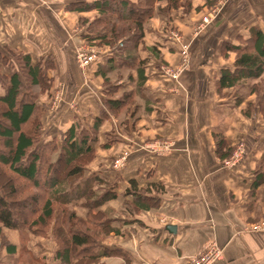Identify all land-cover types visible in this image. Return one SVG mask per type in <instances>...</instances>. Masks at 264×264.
I'll list each match as a JSON object with an SVG mask.
<instances>
[{
    "label": "crops",
    "instance_id": "0c3cea01",
    "mask_svg": "<svg viewBox=\"0 0 264 264\" xmlns=\"http://www.w3.org/2000/svg\"><path fill=\"white\" fill-rule=\"evenodd\" d=\"M47 1H52L58 14L61 12L64 18L72 14L81 18L98 14L95 9L80 11L74 6V3L94 0H75L65 9L63 5L66 4L62 2L65 0ZM41 11L45 9L38 0H0V46L5 43L4 34L11 37L15 33L13 28H20L23 34L21 51L27 52L33 61L50 53L47 24L37 18L41 17ZM20 17H25L26 21L23 19L19 23ZM256 18L252 12L251 17L239 20L233 28L264 27ZM181 22L185 25L188 19ZM34 28H41L39 35L42 38L39 36L36 48L32 50L30 42L24 40L29 39ZM227 40L230 41L231 37ZM142 41L136 54L147 58V79L141 86L136 83L134 67H122L116 70L119 74L109 72L108 82H104L96 70L107 53L96 56L90 65L88 73L92 84L84 93L78 91V85L83 83L80 70L69 60L65 47L58 54L54 52V68L48 71L50 76L66 81L70 92L77 89L75 95L79 99L77 109L64 104L56 131L50 136L64 131L74 122L84 127L92 126L95 118L101 117L93 146L95 151H108L113 159L104 164L105 172L101 169L98 172L117 184V193L128 186L130 178L140 186L160 181L166 188L160 195V205L154 209L140 211L131 217L124 206H119L120 210L117 208L112 226H122V230L118 228V234L111 232L108 236L112 240L100 244L120 249L128 261L122 257H107L105 263L185 264L188 258L215 243L222 252L220 259L213 264H264V231H250L249 227L264 218V120L257 112L249 111V115H245L243 103L234 105L232 95H216L214 79L223 61L210 57V53L218 45L214 44L213 48L205 46L203 40L204 45L199 44L192 54V68L180 74L175 82L154 69L157 59L174 64L177 49L150 38L147 30ZM150 43L156 45L160 53L152 54L148 49ZM125 71L131 72V77L127 78L128 72ZM72 80L76 81L75 84ZM122 92L128 96H120ZM227 92L230 90L223 91ZM109 99H125V103L114 108L106 103ZM159 104L166 119L155 114ZM138 112V120H133L132 114ZM104 127L106 133L102 131ZM213 132H222L226 144L232 148L242 145L245 149L242 160L231 167L224 165L215 153ZM151 135L172 139L175 148L170 153L155 154L136 147L135 142L147 140ZM120 157L124 160L118 166L115 162ZM128 198L119 194L106 204H113L115 208L116 199L124 202ZM167 225H173L174 229L168 230ZM128 230L134 231L126 235ZM54 251L51 253L53 262Z\"/></svg>",
    "mask_w": 264,
    "mask_h": 264
},
{
    "label": "trees",
    "instance_id": "16d2710c",
    "mask_svg": "<svg viewBox=\"0 0 264 264\" xmlns=\"http://www.w3.org/2000/svg\"><path fill=\"white\" fill-rule=\"evenodd\" d=\"M74 6L80 11H98L99 15L89 25L90 31L83 32L88 43L98 41L118 46V52L116 49L110 51L112 53L99 62L101 65L96 73L107 83V73L134 67L136 83L141 86L147 79V58H140L136 52L138 44L143 42L146 20L152 17L154 10L165 15L183 8L186 13L191 8V0H94ZM122 36L125 39L119 41ZM242 39L243 44L228 41L223 44L225 54L233 53L234 57L230 66L219 68L215 88L220 96L224 90H232L234 105L243 101V92L255 94L264 116V88H261L264 85V31L250 26ZM148 49L154 55L158 51L156 45ZM19 58L20 68L12 66L7 73L0 72L3 80L0 92V237L3 238V229L28 228L36 234L44 233L58 210L57 222L55 220L53 225L59 246L53 256L59 264H90L115 254L124 257L120 249L108 248L97 241L98 230L93 234L77 229L78 223H83L95 225L107 235L120 233L109 217L101 221L98 218L105 214L99 206L118 196L117 184L94 171L73 186L68 181L79 176L94 156L93 143L97 140L102 118H95L89 128L74 122L64 131L43 138L41 105L36 97L50 87L53 77L48 71L54 68V63L51 58L33 61L28 53L20 54ZM155 67L160 69L157 64ZM129 77L131 72H128ZM124 100L109 99L106 103L117 108L125 103ZM213 139L218 158L228 157L233 148L226 144L223 133L213 132ZM164 188L160 181L140 186L130 178L121 192L122 196L129 197L124 199L127 212L134 214L158 207ZM20 202L30 204L28 215L19 212L24 207ZM72 205L86 206L91 215L77 218L74 212H67L66 207ZM5 245L8 254L16 252L14 243L6 242Z\"/></svg>",
    "mask_w": 264,
    "mask_h": 264
},
{
    "label": "rangeland",
    "instance_id": "374dc122",
    "mask_svg": "<svg viewBox=\"0 0 264 264\" xmlns=\"http://www.w3.org/2000/svg\"><path fill=\"white\" fill-rule=\"evenodd\" d=\"M74 1L75 0L62 1L66 4L63 5L64 9L70 7V4H73ZM38 2H40L41 5L43 4L45 9L44 12L41 11L42 13L39 14L41 17L37 18H40L47 24V28L45 29L50 34V53H47L45 57L41 56L36 60L40 58L52 59L54 56V52L58 54L63 51L62 47H65V51L67 56L69 57V60L72 61L73 64L80 70V73L82 75L81 81L83 83L82 86L81 84L78 85V91L84 93L85 88H88L89 85L92 84L89 82L91 81V76H89L88 69L90 65L96 60V55L99 56V54L103 53H107V55H109V52L114 51L118 46H116V44L110 46L104 45L99 43L98 41H96L94 44H91L88 43V40L84 39L83 32L90 31L88 28H90L89 25L91 21H93L99 14L94 15L95 13H91L90 15H88L89 17L82 18L77 17L75 14H72L66 17V19L64 18L63 14H61V12L60 14H58V11L52 1L48 2L47 0H38ZM252 12L255 13V17H257L256 19L259 21V23L264 25V0H191V8L186 13L184 12L183 8L172 10L165 15L159 14L154 10L152 17L148 18L144 24V28L145 30H147L148 36H150V38L152 37L156 38L159 41H163L162 43L166 44V46L169 44L168 46H172V48L174 47L177 49V61L174 64L171 65L167 62L162 61L161 59H157L159 63H157L156 61L155 65L157 64L160 69L157 70V68H155L154 70L160 72L161 66L172 71L181 68L177 79L170 78L165 73H160L170 80L177 82L180 74L192 68V54L197 50L199 44L204 45V41H206L207 44L205 46H210L213 48L214 44L218 45V48L213 50V53H210V57L211 55L213 57H217L219 58L218 60L223 61V66H230L233 61L234 54L229 53L227 56L225 54V50H223V44L226 41L235 44H243L241 43V40H243L242 38H245L248 34V28H233V26L239 20H246L248 17H251ZM23 19L26 21L25 17H20L19 23H21ZM89 19H91V21ZM184 19H188V23L182 25L183 23L181 21ZM183 26H186L188 28H182ZM258 27L264 31V27ZM40 29L41 28H34L33 33L29 35V39L27 38V40H24L26 43L30 42L29 45L31 46V48H33L32 50L36 48L35 43H38L37 41L39 40V38H42V36L39 35ZM13 30L15 31V33L11 37L7 34V37H5V34L3 35V42L5 43L3 46H0V72L3 73H7L12 66L19 67L21 65V60L19 58L20 54L27 53L21 51L22 49H20L21 43L23 42L21 41L23 34L21 35L20 28H13ZM228 37H231L230 41L227 40ZM124 39L125 36L119 37V41ZM146 42L149 44L150 41L147 39ZM149 46H151V43ZM164 47L165 46H162V48ZM117 49L116 51L118 52L119 50ZM47 50L48 49H46V51ZM157 52L160 53V50L158 49ZM82 53L85 54L87 60L83 59L84 56H80ZM34 55H36V53ZM116 73L119 74L117 71ZM110 79L112 80L113 78ZM118 79L124 80L123 77H118ZM2 82L3 80L0 79V92L3 91ZM72 82L75 84L76 81L72 80ZM261 88H264V85ZM76 90L70 92L66 81H60L59 78L57 79L53 77L50 87L46 90H43L40 94L37 95L36 101L41 105L40 115L42 118L43 138L49 137L52 132L56 131L55 128L59 123V112L65 108L64 104L70 109H77V101L79 99H77L75 95ZM215 92L216 95L220 97V95L216 91V88ZM126 94L123 92L119 93V95L123 97H126ZM221 94L231 96L233 95V91ZM242 96L244 98L242 101L243 108L245 109L244 114L246 111L248 112V114L245 115H249V111L252 113L257 112L259 116L264 120L262 110L257 106L259 100L257 96L255 94L248 95L244 92L242 93ZM157 106L158 108H156L155 114L160 119H166V113H162L164 111L162 110V106L160 104ZM138 116L139 112L133 113L131 118L133 120H138ZM89 127L90 125H88V128ZM102 131L106 133L107 128L105 129L104 127ZM148 136L150 137V135ZM135 143H137V148L155 154H163L168 152L170 153L175 148V142L172 139L166 137L154 138L152 137V135L151 138H148L147 140L143 139L142 142ZM238 147L241 148V151L238 150L237 147H235L228 157L222 159V163L224 165L226 164L231 167L232 165L234 166L242 160L245 154V149L244 147H242V145H239ZM108 159H113L108 151H95L94 156H92L91 160H89L85 165V170L79 176L77 175L69 178V185L73 186L74 184L82 180L85 176H88L92 171L96 172L99 176L106 178L98 171L101 169V171L105 172V169H103V167L105 168L106 165L104 164L107 163ZM123 160L124 157H120L119 160L115 162L116 165L120 166V163H122L121 161ZM228 160L229 162H227ZM121 192H118L117 194L121 195ZM116 200L117 203H114L115 208H113V204H106L107 202L99 206L100 211H105V214H102L98 217L100 221L106 217H109L112 224L114 222L113 217L117 215V208L118 210H120V207L122 208V206H124V208L126 209L123 201H120L118 199ZM20 204L24 207L19 210V212H23V214L28 215V213L26 212H28V208L31 207L30 204H24L23 202H20ZM66 208L68 213L71 211L74 212L77 218H84L89 216V214L91 215V213H89L90 210L86 206L72 205L71 207L68 206ZM57 212H55L47 228H44V230L46 229V232L43 233L41 231V234H36L28 228H22L20 230L3 229V238L0 237V264H59V262L55 258V262H53L51 259V253L59 246V243L57 242V239L54 235L55 228L53 225L55 220V222H57ZM128 213L131 217L138 214H132L130 211ZM115 222L117 223L116 220ZM94 226H92V224L86 225L83 223H78L77 229H81L83 231L87 230L88 232L93 234L98 230L99 234L95 236L97 241H99V243L107 242V240L110 239L109 236L105 234L103 229ZM115 226L117 228V225ZM252 226L250 225L249 227ZM118 228L122 230V226ZM71 229L72 228H70V230ZM133 231L134 230H128L126 232V235H129V233L131 232L133 233ZM6 242H12L16 245V252L14 254H6ZM208 246H206L196 255L188 258L185 264H190L197 258L199 254H201V252L206 250ZM107 257H114L116 259L122 256H119L118 254L103 256L97 261L90 264H106L105 258ZM122 259H124L126 262L128 261L125 257H122ZM215 261L216 260H214L210 264L215 263Z\"/></svg>",
    "mask_w": 264,
    "mask_h": 264
},
{
    "label": "built area",
    "instance_id": "2783aa9c",
    "mask_svg": "<svg viewBox=\"0 0 264 264\" xmlns=\"http://www.w3.org/2000/svg\"><path fill=\"white\" fill-rule=\"evenodd\" d=\"M81 57H83L84 60H87V58L85 57V54H81ZM95 56V55H93ZM97 56V55H96ZM180 69H176V70H170L167 68H164L161 66V72L167 74L170 78L173 79H177L178 78V74L180 72ZM238 150L241 151V148L237 147ZM238 156V155H236ZM229 162V160L227 161ZM251 231H264V218L261 219L258 223L254 224L251 227ZM221 252L222 249L216 245L215 243L210 244L206 250H204L203 252H201V254H199L197 256V258L195 260H193L190 264H210L211 262H213L214 260H217L221 257Z\"/></svg>",
    "mask_w": 264,
    "mask_h": 264
},
{
    "label": "water",
    "instance_id": "95a60500",
    "mask_svg": "<svg viewBox=\"0 0 264 264\" xmlns=\"http://www.w3.org/2000/svg\"><path fill=\"white\" fill-rule=\"evenodd\" d=\"M166 228H167L168 230H172V229H174V226H173V225H167Z\"/></svg>",
    "mask_w": 264,
    "mask_h": 264
}]
</instances>
